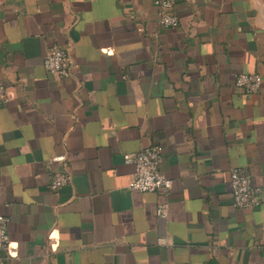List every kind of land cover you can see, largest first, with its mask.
I'll use <instances>...</instances> for the list:
<instances>
[{
    "label": "crops",
    "instance_id": "1",
    "mask_svg": "<svg viewBox=\"0 0 264 264\" xmlns=\"http://www.w3.org/2000/svg\"><path fill=\"white\" fill-rule=\"evenodd\" d=\"M154 1L0 0V213L14 250L0 264H264V0H187L176 29ZM53 46L72 59L67 79L45 69ZM253 74L258 94L235 86ZM150 146L167 195L128 188L124 155ZM234 168L261 189L258 209L234 207ZM56 173L71 182L53 192Z\"/></svg>",
    "mask_w": 264,
    "mask_h": 264
},
{
    "label": "built area",
    "instance_id": "2",
    "mask_svg": "<svg viewBox=\"0 0 264 264\" xmlns=\"http://www.w3.org/2000/svg\"><path fill=\"white\" fill-rule=\"evenodd\" d=\"M187 0H155V6L160 12L159 23L167 29H176L180 19L175 12L176 6ZM72 59L65 48L53 46L44 60L45 69L59 79H67L72 74ZM261 75H240L235 80V86L247 94H258L262 88ZM8 102L6 88L0 82V106ZM62 162L65 157L54 158ZM164 156L158 146L147 147L137 153L124 155V162L134 167V177L128 188L140 193H162L167 195L173 189V181L166 177L162 171ZM71 177L66 173H56L50 183V189L57 192L69 185ZM231 189L233 205L237 209L255 210L262 204V191L253 184L250 171L246 168H234L231 171ZM168 203L158 206L157 215L161 218L168 217ZM10 219L0 213V251L9 257L14 256L12 241L9 233ZM161 245L167 244L166 239L159 241Z\"/></svg>",
    "mask_w": 264,
    "mask_h": 264
}]
</instances>
